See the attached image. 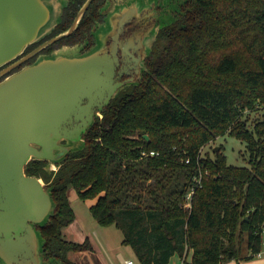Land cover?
Instances as JSON below:
<instances>
[{"label": "trees", "instance_id": "1", "mask_svg": "<svg viewBox=\"0 0 264 264\" xmlns=\"http://www.w3.org/2000/svg\"><path fill=\"white\" fill-rule=\"evenodd\" d=\"M159 37L165 44L151 71L141 84L119 88L81 148L56 171L44 159L26 165L57 203L41 226L46 256L93 249L89 237L64 236L77 216L70 188L95 199L93 217L121 228L141 264H167L176 253L189 264L190 250L192 264H221L262 250L264 118L250 128L244 111L264 107V0H191ZM226 133L246 142L249 164L229 163L217 150L198 165L201 147ZM152 149L158 154L143 156ZM200 169L209 173L196 186Z\"/></svg>", "mask_w": 264, "mask_h": 264}, {"label": "water", "instance_id": "2", "mask_svg": "<svg viewBox=\"0 0 264 264\" xmlns=\"http://www.w3.org/2000/svg\"><path fill=\"white\" fill-rule=\"evenodd\" d=\"M58 2L0 0V66L52 27L48 25L52 10H62ZM76 24L77 20L65 33ZM41 47L0 70V76ZM77 52L73 47H61L0 80L3 263L39 264L45 258V239L37 227L50 220L57 203L52 187L46 186L42 176L28 174L26 165L33 159H44L49 171L57 169L71 151L84 145V134L94 122L95 112L106 106L122 87L123 82H116L114 77L110 56H102L100 51Z\"/></svg>", "mask_w": 264, "mask_h": 264}, {"label": "flooded vegetation", "instance_id": "3", "mask_svg": "<svg viewBox=\"0 0 264 264\" xmlns=\"http://www.w3.org/2000/svg\"><path fill=\"white\" fill-rule=\"evenodd\" d=\"M62 4L57 23L21 53L3 63L0 70L42 47L1 75L0 80L38 56L68 46L79 54L100 51V55L110 56L114 62V77L116 82H123L122 86L141 84L146 73L151 71V60L156 51L165 44L159 36H168V26L184 16L191 0H64ZM76 20L75 28L65 33ZM104 107L95 112V118L102 116ZM37 228L41 229V226ZM64 236L68 238L69 235ZM73 251L77 250H68L64 258L45 255L39 264H79L70 256Z\"/></svg>", "mask_w": 264, "mask_h": 264}, {"label": "rangeland", "instance_id": "4", "mask_svg": "<svg viewBox=\"0 0 264 264\" xmlns=\"http://www.w3.org/2000/svg\"><path fill=\"white\" fill-rule=\"evenodd\" d=\"M64 0H60L57 6L62 7ZM60 18L58 8L52 10V15L48 23L49 26H54ZM244 117L248 120V125L252 128L254 122L258 119L264 118V107H257L254 110L246 109ZM220 146L219 151L222 150L226 155L229 163L235 165H248L249 152L247 150L246 142L237 136L226 133L219 135L210 140L201 147L202 157L214 158L216 151L214 148ZM69 199L73 208L76 211V218L67 226L64 227V234H68V238L82 242L85 237H89L93 249L77 250L70 252V256L79 264H124L120 253L124 257H130L134 264H141L137 259L132 247L129 244L122 242L124 237L123 230L115 224L104 225L99 223L90 211V205L95 199H81L76 191L72 188L69 190ZM246 244L244 245V249ZM263 255L257 256L253 264L264 263V233H263ZM134 253V254H133ZM187 262L191 260L190 254L186 257ZM183 258L178 254H174L170 259L169 264H181ZM2 263V262H1ZM3 264V263H2ZM189 264H192L191 261ZM243 264V263H236ZM249 264V263H248Z\"/></svg>", "mask_w": 264, "mask_h": 264}, {"label": "built area", "instance_id": "5", "mask_svg": "<svg viewBox=\"0 0 264 264\" xmlns=\"http://www.w3.org/2000/svg\"><path fill=\"white\" fill-rule=\"evenodd\" d=\"M142 154H143V156H147V155H156V154H158V152L157 151H155V150H143L142 151ZM202 157V155H201V151H200V154H199V157H198V159H197V164L199 165L200 164V158ZM185 161L187 162V163H189V162H191V157L190 156H187V157H185ZM209 173V170L208 169H206L205 170V172H203L201 169H200V171H199V173H197V174H195L194 175V181H195V185L196 186H201L202 185V180H203V176H204V174H208ZM194 192V187L193 188H191L188 192H187V194H186V201H185V203H184V205L186 206V207H189L190 205H191V197H192V193ZM263 233H264V230H263ZM263 254V251L261 250L260 252H258L257 254H256V256L258 255V256H260V255H262ZM124 263L125 264H134V261L132 260V259H124Z\"/></svg>", "mask_w": 264, "mask_h": 264}, {"label": "crops", "instance_id": "6", "mask_svg": "<svg viewBox=\"0 0 264 264\" xmlns=\"http://www.w3.org/2000/svg\"><path fill=\"white\" fill-rule=\"evenodd\" d=\"M134 254V253H133ZM188 254H190V256H191V258H192V251L190 250L189 252H188ZM187 254V255H188ZM263 255V254H262ZM120 256L122 257V261H123V263H124V259H130V257H124L123 256V254L122 253H120ZM258 256V255H257ZM257 256H254V257H252V258H244V259H241V260H235V259H232V260H230V261H227V262H224V263H221V264H236V263H243V264H253V262L252 261H254V259H256V257ZM172 258V257H171ZM264 258V257H263ZM187 260V259H186ZM191 261V260H190ZM190 261H188V262H190ZM170 263V261L167 263V264H169ZM125 264V263H124ZM181 264H184V261H182L181 262ZM262 264H264V263H262Z\"/></svg>", "mask_w": 264, "mask_h": 264}]
</instances>
